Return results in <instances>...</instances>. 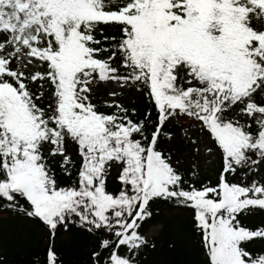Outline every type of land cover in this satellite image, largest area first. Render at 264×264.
Segmentation results:
<instances>
[{
    "label": "snow or ice",
    "instance_id": "6c2138e0",
    "mask_svg": "<svg viewBox=\"0 0 264 264\" xmlns=\"http://www.w3.org/2000/svg\"><path fill=\"white\" fill-rule=\"evenodd\" d=\"M161 203L202 264H264V0H0V208L40 224V264L73 229L87 264H139Z\"/></svg>",
    "mask_w": 264,
    "mask_h": 264
},
{
    "label": "trees",
    "instance_id": "16d2710c",
    "mask_svg": "<svg viewBox=\"0 0 264 264\" xmlns=\"http://www.w3.org/2000/svg\"><path fill=\"white\" fill-rule=\"evenodd\" d=\"M98 98L102 92L97 90ZM125 103H139L134 95ZM176 140L172 147L180 154L188 157L184 167H189L190 156L181 139L180 122L175 125ZM186 153V154H185ZM200 168L201 157L198 158ZM113 170L109 178V186L116 188L118 181ZM145 229L149 233L157 226L160 229L151 237L155 247H145L139 257V264H202L203 255L199 240L192 234L190 213L187 210L161 203ZM0 256L6 258V264H40L44 257V237L40 224L36 221L18 216L0 208ZM264 218V212L257 210L249 216V222L256 223ZM62 250L67 264H87L89 250L93 241L85 232L78 230L63 231L56 240ZM258 246V245H257Z\"/></svg>",
    "mask_w": 264,
    "mask_h": 264
},
{
    "label": "rangeland",
    "instance_id": "374dc122",
    "mask_svg": "<svg viewBox=\"0 0 264 264\" xmlns=\"http://www.w3.org/2000/svg\"><path fill=\"white\" fill-rule=\"evenodd\" d=\"M97 90L101 91L102 92V96L105 97L107 95V92L109 91V88L107 86H105L104 83H101L100 85H98V89ZM133 97H134V95L130 94L129 98L126 99V100L128 101V100H130ZM210 163H211V161H209L206 157L201 156V166H202L203 169H207L208 168V165ZM159 229H160V226H157V227L153 228L151 230V232L149 233V235L150 236L155 235Z\"/></svg>",
    "mask_w": 264,
    "mask_h": 264
}]
</instances>
